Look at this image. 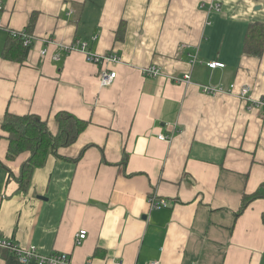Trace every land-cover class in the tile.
I'll return each mask as SVG.
<instances>
[{
  "label": "crops",
  "instance_id": "crops-1",
  "mask_svg": "<svg viewBox=\"0 0 264 264\" xmlns=\"http://www.w3.org/2000/svg\"><path fill=\"white\" fill-rule=\"evenodd\" d=\"M214 2L219 13L208 12ZM33 14L26 58L16 46L4 58L9 32ZM253 23L264 25V0H3L0 241L69 255V264H264V200L235 217L242 196L264 184V49L243 52ZM77 43L117 55L105 65L116 73L111 86H99V66L79 49L67 50ZM151 65L161 76L144 77ZM186 73L190 84L172 81ZM207 85L223 91L205 95ZM59 112L87 126L20 191L29 154L7 160L3 117L36 115L55 134ZM151 195L169 207L150 208ZM80 230L87 237L76 246ZM0 264L22 263L0 246Z\"/></svg>",
  "mask_w": 264,
  "mask_h": 264
},
{
  "label": "trees",
  "instance_id": "trees-1",
  "mask_svg": "<svg viewBox=\"0 0 264 264\" xmlns=\"http://www.w3.org/2000/svg\"><path fill=\"white\" fill-rule=\"evenodd\" d=\"M35 16L36 14L31 16L27 27L24 29L25 33L29 36H31L34 27ZM124 29L125 24L121 22L116 32V39H122ZM8 42L14 43L10 45L6 43L2 52L4 58L12 50V46L22 48L21 60L26 58L31 45L24 46L21 36H9ZM263 49L264 25L257 23L250 24L246 31L243 52L260 57ZM54 118L57 124L55 134L49 131L47 122L36 115L27 114L18 116L6 113L3 117L1 128L7 134V160L12 161L23 153L29 154L28 159L20 167L19 176L15 179L20 191L26 192L28 190L34 170L44 165L48 155L51 154L59 157L57 154L58 149L74 144L87 126L85 121H81L66 112H59L55 114ZM81 156L82 153L76 159L65 160L76 163ZM258 199L264 200V184H261L254 193L242 196L241 204L235 217L237 218L253 201ZM262 221L264 222V213Z\"/></svg>",
  "mask_w": 264,
  "mask_h": 264
},
{
  "label": "built area",
  "instance_id": "built-area-1",
  "mask_svg": "<svg viewBox=\"0 0 264 264\" xmlns=\"http://www.w3.org/2000/svg\"><path fill=\"white\" fill-rule=\"evenodd\" d=\"M3 9V0H0V11ZM221 11V5L219 3H211L208 7V12H215L219 13ZM209 24V23H208ZM10 37H17L21 36L23 39L24 46H30L32 42V37L27 35L25 31H10L9 32ZM72 49H79L84 56L86 57V60L89 63L95 64L99 66V73H98V81L99 86L101 88L109 87L112 85L116 78V73L110 71L105 65H108L110 63H117L120 61V59L117 57V55L114 52H109L105 55H95L93 53H90L87 49L86 43H77L73 47L67 49L68 51ZM45 50L41 52V55L45 54ZM199 62L197 59L196 54L190 58L189 65L193 67ZM207 66L210 69H216V68H223V64L217 63V62H210L207 63ZM142 74L146 78H156L158 76H161L162 72L161 69L155 66H148L142 70ZM173 82L176 83H183L184 85L190 84L191 81V75L190 73L184 74L181 78H174L172 79ZM199 89L201 93L205 95L214 96L218 93H221L223 89L221 87H212V86H199ZM241 96L245 100H250V96L248 95L247 89H242ZM259 105H264V101H258L257 103ZM158 140L168 142L171 137L165 136V135H158ZM149 205L152 209H165L169 207V204L164 199H158L155 195H151L149 197ZM87 233L84 230H80L74 238V245L79 246L82 244V242L86 239ZM0 246L3 248H6L7 250H11L12 253L16 255L18 260L22 264H26L30 260H34L37 264H69V255L62 254V253H54L48 256H42L39 255L34 247H29L26 250H20L18 247L13 246L11 243L7 241H0ZM117 264H123L121 262ZM151 264H159L158 262H153Z\"/></svg>",
  "mask_w": 264,
  "mask_h": 264
},
{
  "label": "water",
  "instance_id": "water-1",
  "mask_svg": "<svg viewBox=\"0 0 264 264\" xmlns=\"http://www.w3.org/2000/svg\"><path fill=\"white\" fill-rule=\"evenodd\" d=\"M41 198V197H40Z\"/></svg>",
  "mask_w": 264,
  "mask_h": 264
}]
</instances>
